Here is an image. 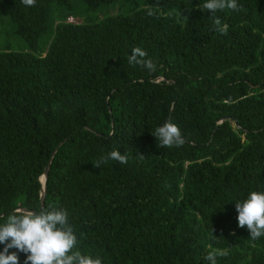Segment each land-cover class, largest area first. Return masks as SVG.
<instances>
[{
    "label": "trees",
    "instance_id": "trees-1",
    "mask_svg": "<svg viewBox=\"0 0 264 264\" xmlns=\"http://www.w3.org/2000/svg\"><path fill=\"white\" fill-rule=\"evenodd\" d=\"M205 2L0 0V38L7 26L27 46L0 42V224L57 207L75 250L103 264H210L212 251L217 264H264V236L235 207L264 191V0L215 13L226 35ZM135 47L156 71L129 63ZM169 119L181 147L153 136Z\"/></svg>",
    "mask_w": 264,
    "mask_h": 264
},
{
    "label": "clouds",
    "instance_id": "clouds-1",
    "mask_svg": "<svg viewBox=\"0 0 264 264\" xmlns=\"http://www.w3.org/2000/svg\"><path fill=\"white\" fill-rule=\"evenodd\" d=\"M22 3L34 7L36 0H22ZM202 7L212 14L215 30L226 35L227 25H222L221 19L215 13L225 8L238 9L237 0H206ZM154 14L151 10L148 12L149 16ZM147 55L145 50L135 47L129 63L140 64L154 72L156 65L151 59H145ZM153 136L159 140L160 147H181L185 143L179 125L171 119L158 126ZM108 158L121 164L128 162V157L118 150L111 151ZM94 166L99 167V164ZM235 207L238 212V226L247 227L253 240L264 236V191H251L243 202H236ZM0 244H5L3 251H0V264H19L18 253L26 254L25 264H103L101 257L84 255L75 250L78 239L73 225L69 222V214L67 210L57 207L39 212L15 208L5 222L0 224ZM10 249L17 251L9 252ZM216 256L217 253L212 251L205 259L210 264H217Z\"/></svg>",
    "mask_w": 264,
    "mask_h": 264
},
{
    "label": "rangeland",
    "instance_id": "rangeland-1",
    "mask_svg": "<svg viewBox=\"0 0 264 264\" xmlns=\"http://www.w3.org/2000/svg\"><path fill=\"white\" fill-rule=\"evenodd\" d=\"M113 9L114 8H108L104 12L99 13L97 15V17H98L97 20H100L107 15H112V14L116 13V10H113ZM92 17H94V16H92ZM84 18H85V16L81 15L78 18L74 19V21L72 23L80 24V23L86 21V19L84 20ZM0 42H1L2 46L9 47V49L13 52H24L27 49L26 43L20 37L13 34L11 32V29L7 26H5V29L2 33L1 38H0Z\"/></svg>",
    "mask_w": 264,
    "mask_h": 264
},
{
    "label": "water",
    "instance_id": "water-1",
    "mask_svg": "<svg viewBox=\"0 0 264 264\" xmlns=\"http://www.w3.org/2000/svg\"><path fill=\"white\" fill-rule=\"evenodd\" d=\"M169 84H174V81L169 82ZM225 120H226V118H223V119H222V122L225 121ZM234 124H235V126H237V125H236V124H237L236 121L234 122ZM65 141H66V140H65ZM62 144H63V143H60V144L58 145V147L55 148L54 152L51 154L50 160H49V162L47 163V165H46V167H45V169H44V173H43V175H42V177H41V178L43 179V182L41 181V178H40V182L43 184V185H42V189H41V197H40V209H42L43 206H44V200H45V195H46L45 182H46V180H47V176H48V173H49L51 160L53 159V157H54L56 151L58 150V148L62 146Z\"/></svg>",
    "mask_w": 264,
    "mask_h": 264
},
{
    "label": "built area",
    "instance_id": "built-area-1",
    "mask_svg": "<svg viewBox=\"0 0 264 264\" xmlns=\"http://www.w3.org/2000/svg\"><path fill=\"white\" fill-rule=\"evenodd\" d=\"M74 20L72 19V18H69L68 20H67V22L68 23H72Z\"/></svg>",
    "mask_w": 264,
    "mask_h": 264
},
{
    "label": "bare ground",
    "instance_id": "bare-ground-1",
    "mask_svg": "<svg viewBox=\"0 0 264 264\" xmlns=\"http://www.w3.org/2000/svg\"><path fill=\"white\" fill-rule=\"evenodd\" d=\"M41 181L43 182V179L41 178Z\"/></svg>",
    "mask_w": 264,
    "mask_h": 264
}]
</instances>
